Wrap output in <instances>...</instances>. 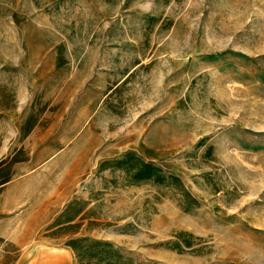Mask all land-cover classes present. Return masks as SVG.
Segmentation results:
<instances>
[{"label": "rangeland", "instance_id": "1", "mask_svg": "<svg viewBox=\"0 0 264 264\" xmlns=\"http://www.w3.org/2000/svg\"><path fill=\"white\" fill-rule=\"evenodd\" d=\"M83 238L264 264V0H0V264H99Z\"/></svg>", "mask_w": 264, "mask_h": 264}, {"label": "trees", "instance_id": "2", "mask_svg": "<svg viewBox=\"0 0 264 264\" xmlns=\"http://www.w3.org/2000/svg\"><path fill=\"white\" fill-rule=\"evenodd\" d=\"M30 127L28 128V130ZM105 164L104 168L108 167ZM117 169H124L128 172L132 183L149 182L157 184H178L180 178L174 174H170L163 168L157 166L153 162H145L143 159L135 153H128L121 160L116 162ZM5 183V182H3ZM193 199L188 197V203L191 205ZM81 211V210H80ZM69 218L68 222L73 221L78 216L79 212ZM193 236L188 232L177 233V241L173 243L171 248L177 249L180 252L183 251V247H191ZM71 247L79 262L87 260L88 263L96 261L99 264H128L129 259H126L122 253V249L115 246L113 243L108 241L75 239L67 243ZM86 258V259H85Z\"/></svg>", "mask_w": 264, "mask_h": 264}]
</instances>
